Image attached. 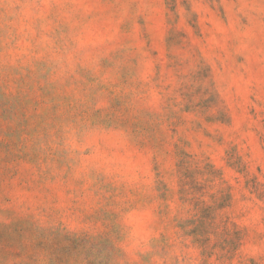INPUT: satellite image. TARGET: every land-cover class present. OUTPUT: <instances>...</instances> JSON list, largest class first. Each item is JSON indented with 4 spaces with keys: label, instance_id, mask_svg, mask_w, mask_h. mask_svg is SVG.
<instances>
[{
    "label": "rangeland",
    "instance_id": "obj_1",
    "mask_svg": "<svg viewBox=\"0 0 264 264\" xmlns=\"http://www.w3.org/2000/svg\"><path fill=\"white\" fill-rule=\"evenodd\" d=\"M0 264H264V0H0Z\"/></svg>",
    "mask_w": 264,
    "mask_h": 264
}]
</instances>
